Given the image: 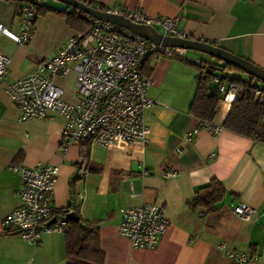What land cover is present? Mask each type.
Instances as JSON below:
<instances>
[{"label":"crops","instance_id":"1","mask_svg":"<svg viewBox=\"0 0 264 264\" xmlns=\"http://www.w3.org/2000/svg\"><path fill=\"white\" fill-rule=\"evenodd\" d=\"M24 1H0V23L14 34L19 33L16 13ZM84 1L95 8L141 9L150 17L176 18V28L186 39L212 43L264 69V0ZM75 33L63 16L48 13L37 17L27 44L0 38V52L10 59L9 76L0 81V264H66L64 233L43 234L32 245L3 226V219L20 205V177L11 165L36 164L59 168L55 209L70 208L83 221L97 223L103 264H230L227 251L246 254L249 264H264V144L226 130L217 135L200 130L185 142L199 125L189 113L197 73L187 60L154 54L158 58L147 78L152 105L144 113L149 129L145 146L107 149L79 142L63 153L60 117L19 122L5 84L29 75ZM184 56L199 61L186 51ZM70 81L74 86L73 75L54 82L72 102L74 91L65 90ZM229 108V102L218 104L214 125H222ZM82 143L88 144L84 176L79 171ZM167 171L174 175L165 177ZM212 179L225 190L215 211L190 208L195 193ZM154 202L162 205L170 226L154 250L133 249L118 234L119 210ZM238 203L255 209L249 220L231 212Z\"/></svg>","mask_w":264,"mask_h":264},{"label":"built area","instance_id":"2","mask_svg":"<svg viewBox=\"0 0 264 264\" xmlns=\"http://www.w3.org/2000/svg\"><path fill=\"white\" fill-rule=\"evenodd\" d=\"M43 0L23 3L16 14L18 34L0 23V38L16 45H25L32 37L37 7ZM97 10L123 17L134 24L149 27L162 36L185 38L176 28V18L150 17L141 9L97 7ZM180 57L187 60L184 50L152 44L132 32L113 24L91 18L84 33L73 34L51 58L38 63L27 76L5 84L4 92L18 111L19 122L39 119H62L61 150L79 142L107 149L126 148L135 143L145 146L149 129L145 111L152 105L147 97L150 80L139 75V65L149 55ZM10 59L0 52V81L9 76ZM74 76L75 97L64 99L56 79ZM218 79L216 80V82ZM223 101L231 102L240 89L233 83L219 85ZM260 95V92H256ZM204 130L217 135L223 128L210 122H199L185 142ZM20 177L17 195L20 205L3 219L7 231L17 233L27 244L36 245L43 234H62L66 219L53 207V193L58 179L57 166L36 164L33 167L11 165ZM87 170L82 171L84 176ZM174 173L167 171L165 177ZM233 215L249 220L255 209L238 203ZM118 234L133 249L154 250L170 226L162 205L157 203L128 206L119 210ZM230 264H249L246 254L227 251Z\"/></svg>","mask_w":264,"mask_h":264},{"label":"trees","instance_id":"3","mask_svg":"<svg viewBox=\"0 0 264 264\" xmlns=\"http://www.w3.org/2000/svg\"><path fill=\"white\" fill-rule=\"evenodd\" d=\"M29 1L25 0L23 3ZM80 1L86 3L84 0ZM88 5L95 8L91 3ZM48 13L63 16L67 26L76 33H84L91 24V17L86 14L67 7L64 10L53 9L43 0V4L37 7L36 19L38 16H45ZM156 58H158L157 55H149L141 62L139 65L141 78L147 79L151 75L152 63ZM187 64L197 73L189 113L199 122L213 123L216 108L223 101V95L218 90L219 85L233 83L239 87L240 93L230 104L227 116L221 125L223 130L264 144V83L249 76L246 80L236 77L232 74L237 73L238 69L218 60H200L198 62L188 60ZM239 72L241 71L239 70ZM257 91L260 92V95L256 94ZM82 145L84 148L80 158L79 171L88 168V144L82 143ZM224 195L225 190L221 183L212 179L195 193L189 206L192 209L202 208L207 214L212 213ZM59 211L65 217L66 211H70V208ZM64 237L66 264H103L104 253L99 246L96 222L87 223L78 215L77 221H67Z\"/></svg>","mask_w":264,"mask_h":264},{"label":"water","instance_id":"4","mask_svg":"<svg viewBox=\"0 0 264 264\" xmlns=\"http://www.w3.org/2000/svg\"><path fill=\"white\" fill-rule=\"evenodd\" d=\"M55 1L65 5L67 8L76 9L91 18L126 29L152 44L167 48H177L184 51H193L207 55L215 60L221 61L240 70L251 78L264 83V69H261L251 62L246 61L236 55L224 51L214 46L212 43L186 38L162 36L149 27L134 24L120 16L103 13L96 8L90 7L87 3L81 2L80 0ZM65 219L66 221H77L78 215L75 212L66 211Z\"/></svg>","mask_w":264,"mask_h":264},{"label":"rangeland","instance_id":"5","mask_svg":"<svg viewBox=\"0 0 264 264\" xmlns=\"http://www.w3.org/2000/svg\"><path fill=\"white\" fill-rule=\"evenodd\" d=\"M45 1H46L49 5H56V6H59V7H64V8H66L65 5L59 3V2H57V1H55V0H45ZM186 53H187L188 55L192 56V57L195 58V59H199V61H200L201 59L208 60V61H215V59H213V58H211V57H209V56H207V55L201 54V53H197V52H193V51H186ZM236 72H237L241 77H248L247 74H245V73H243V72H239V70L236 71ZM65 90H66L67 93H70V92L75 91V88H74V86H73V82L70 81V82L65 86Z\"/></svg>","mask_w":264,"mask_h":264}]
</instances>
